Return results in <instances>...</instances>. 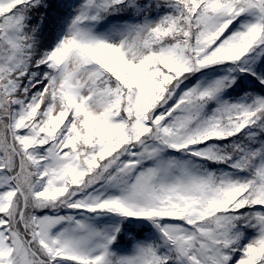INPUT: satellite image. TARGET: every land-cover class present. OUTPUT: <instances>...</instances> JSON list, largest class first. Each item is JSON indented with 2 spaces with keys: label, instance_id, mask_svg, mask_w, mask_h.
Here are the masks:
<instances>
[{
  "label": "snow or ice",
  "instance_id": "1",
  "mask_svg": "<svg viewBox=\"0 0 264 264\" xmlns=\"http://www.w3.org/2000/svg\"><path fill=\"white\" fill-rule=\"evenodd\" d=\"M0 264H264V0H0Z\"/></svg>",
  "mask_w": 264,
  "mask_h": 264
}]
</instances>
